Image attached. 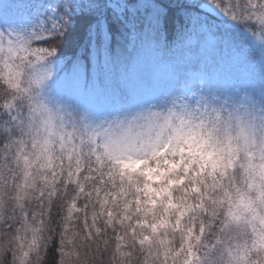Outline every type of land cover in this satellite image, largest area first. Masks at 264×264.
Here are the masks:
<instances>
[{
    "label": "snow or ice",
    "instance_id": "snow-or-ice-1",
    "mask_svg": "<svg viewBox=\"0 0 264 264\" xmlns=\"http://www.w3.org/2000/svg\"><path fill=\"white\" fill-rule=\"evenodd\" d=\"M0 264H264V0H0Z\"/></svg>",
    "mask_w": 264,
    "mask_h": 264
}]
</instances>
